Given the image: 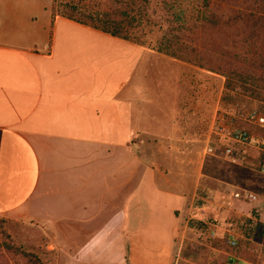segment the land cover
<instances>
[{
  "label": "crops",
  "instance_id": "1",
  "mask_svg": "<svg viewBox=\"0 0 264 264\" xmlns=\"http://www.w3.org/2000/svg\"><path fill=\"white\" fill-rule=\"evenodd\" d=\"M51 5L0 0V216L40 230L50 264H176L198 188L239 187L259 149L225 134L213 80L181 82L200 69Z\"/></svg>",
  "mask_w": 264,
  "mask_h": 264
},
{
  "label": "trees",
  "instance_id": "2",
  "mask_svg": "<svg viewBox=\"0 0 264 264\" xmlns=\"http://www.w3.org/2000/svg\"><path fill=\"white\" fill-rule=\"evenodd\" d=\"M149 3L150 0H52L51 16L223 77L220 107L251 109L255 103H264V0H202L194 10L173 13L164 29L153 21ZM1 223L0 220V264H50L28 241L14 243L1 229ZM240 228L243 239L228 248L236 257L247 256L245 250L252 239L251 227L242 224ZM209 244L223 249L221 238L214 237Z\"/></svg>",
  "mask_w": 264,
  "mask_h": 264
},
{
  "label": "rangeland",
  "instance_id": "3",
  "mask_svg": "<svg viewBox=\"0 0 264 264\" xmlns=\"http://www.w3.org/2000/svg\"><path fill=\"white\" fill-rule=\"evenodd\" d=\"M201 4L202 0H150L148 12L151 13L153 21L164 29L166 25L170 24L173 13L176 14L181 10H194ZM200 70L195 72L191 70L192 76L187 71H182L181 82L191 81L192 84H196V93L203 95L206 82L209 83L213 80L212 96L216 104L223 92L222 90L221 94H218L219 81L222 79L224 83V78L213 73L214 77H211L205 74V70ZM167 72H169L168 69ZM166 80H169L168 75ZM251 103L254 104L255 102L252 101ZM263 106L264 103L262 102L255 103L251 109H244L242 106L239 108L231 106L220 107L219 104L217 113L223 117H230L224 121L225 134L228 136L232 127H238L246 129L251 136L254 135L256 126L254 119L249 118L248 113L251 111L264 112V109L261 110ZM251 141L259 149L258 161H256L255 166H251V168H247L244 171L232 170L235 177L238 175L242 176L239 187H228L227 190L224 187H216L214 190L208 187L210 191L205 187L198 188L197 197H195L197 202L195 207L192 205V211L195 214L198 211H203L205 214H198L200 215L199 218L188 221L190 229H188L189 232L183 239V245L176 264H226L229 255L236 256L235 252L228 249L229 247L224 242L222 251L212 250L209 244L212 238L208 237V231L214 229V237L221 239L226 233L233 234L238 242L243 239L240 228L242 224L252 228L250 234L252 239L248 240L249 247L245 250L247 256L237 257L250 264H264V175L259 172V165L264 162V142L257 141L254 138H251ZM226 142L228 143H225L226 145H223V148H230L232 151L233 145L229 141ZM225 148L222 155L224 158ZM218 167H222L219 162L215 163L212 172H219L220 170H217ZM246 195L255 196V200L249 201L245 198ZM0 220L3 221L1 229L9 235L14 243L21 244V242L28 241L49 262L54 260L53 252L47 249L48 240L40 230L13 218L0 216ZM244 230L248 231L250 229ZM45 241L46 245L44 244Z\"/></svg>",
  "mask_w": 264,
  "mask_h": 264
},
{
  "label": "built area",
  "instance_id": "4",
  "mask_svg": "<svg viewBox=\"0 0 264 264\" xmlns=\"http://www.w3.org/2000/svg\"><path fill=\"white\" fill-rule=\"evenodd\" d=\"M256 114H257L256 111H251L248 113V116H249V118L253 119L256 116ZM228 137L232 143H234L236 145H240V146H247L251 142L250 134L248 133L247 130H245L243 128L232 127L229 131ZM224 152L226 155H231V149L230 148H225ZM259 172H260V174L264 175V162H262L259 165ZM245 198L248 199L249 201L255 200V196L246 195ZM214 236H215L214 229H210L208 231V237L214 238ZM222 240L227 245V247H229V248H233L237 244V240H236L235 236L233 234H230V233H226L222 237ZM227 264H246V263H242L238 259H235V261H234V259H233L230 261V263L227 262Z\"/></svg>",
  "mask_w": 264,
  "mask_h": 264
}]
</instances>
